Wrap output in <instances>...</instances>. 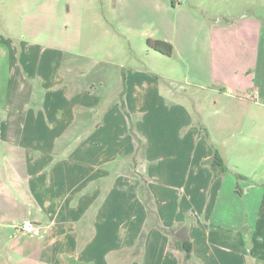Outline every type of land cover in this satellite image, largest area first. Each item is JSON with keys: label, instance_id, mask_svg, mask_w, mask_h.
Here are the masks:
<instances>
[{"label": "crops", "instance_id": "crops-1", "mask_svg": "<svg viewBox=\"0 0 264 264\" xmlns=\"http://www.w3.org/2000/svg\"><path fill=\"white\" fill-rule=\"evenodd\" d=\"M240 3L231 1L229 11H241ZM87 4L36 0L23 10L34 14L22 38L0 20L9 33L0 36V264H264V178L257 195L240 189L231 170L237 167L214 145L224 136L174 99L176 86L192 87L215 94L212 103L230 108V120L242 107L256 106L260 115L264 19L226 17L223 0H182L172 8L157 0V9L179 14L167 23L171 33L159 37L174 55L148 47L149 26L123 24L119 43L130 49L117 52L128 62L114 65L86 45L93 37ZM131 34L147 55L169 59L163 71L130 66L139 56ZM255 121L252 138L264 144V119ZM215 154L230 173L207 164ZM25 222L39 231L22 232ZM180 225L192 244L189 261L162 231Z\"/></svg>", "mask_w": 264, "mask_h": 264}, {"label": "rangeland", "instance_id": "rangeland-1", "mask_svg": "<svg viewBox=\"0 0 264 264\" xmlns=\"http://www.w3.org/2000/svg\"><path fill=\"white\" fill-rule=\"evenodd\" d=\"M115 1L118 0H102V3L100 0H87L89 3L87 5L89 7L91 6L92 9L89 10L91 12L86 14L84 19L85 23L88 24L87 29L93 33L91 41L86 45L88 47L93 46L94 56L97 59H105L106 62L114 65L121 62H128L127 56L122 57V55L117 52V49H122L123 47L125 51L127 50L125 55H128V50L130 49L129 43L124 44L122 41L119 43L120 39L117 32L120 34L121 38H123L122 36L126 32V29L123 28V24H134L139 29V26L147 25L151 28L150 35L154 37L152 39L163 40L159 39V37H164L167 35V32H169V34L171 33L167 23L172 20H177L179 16L178 13L175 14V12L171 10L165 13L164 10L157 9V0H120L121 4L119 9L113 10L112 7ZM176 1L181 2L182 0H168L170 8H172V4ZM223 1L226 3V7L223 8L226 17H238L242 15L239 13H245V15L247 14L250 17L264 19V0H241L242 3L238 6L241 11L233 10L231 12L229 11L230 2L234 0ZM35 2L36 0H0V20L9 23L10 35L14 34L16 36L20 30V38L23 37L21 34L23 26L27 23L29 16L34 14L33 11L24 13L23 10L25 7L26 10L34 9ZM90 2L94 4L90 5ZM92 14L94 15V20ZM203 14L206 18H211L206 12ZM214 15L219 16L220 13ZM222 15H224V13H222ZM118 26L122 28V32L118 30ZM8 34L4 25H0V36L7 37ZM135 40L136 34H131V43L134 45L139 56L136 62H130V66L142 70L153 69L157 72L163 71L167 62H170L169 59L156 55L155 53L147 55L145 46H142V49H140V46H138L139 43ZM162 84L164 87L166 84L165 81H162ZM194 90V88L189 87L187 91L184 92L179 86H176L178 96L174 99L178 100L179 98H183V104L190 109L192 108L193 112H199L201 117L200 120H203L205 124L209 120L210 124L207 125L215 134L218 133L224 136L225 141L218 146L216 144L214 145L216 148H220V153L229 162L230 167H237L231 170L234 171L232 174L234 175L233 177L236 178L237 183L241 185L240 189L256 188L255 193L257 195V193L261 192V190H259L261 186L258 183H261L264 178V167L262 166L261 160L262 156H264V144L263 140L257 141L252 138V136H256L259 132L255 120L264 119V110L260 109V115H258L256 106L242 107L239 108V110L231 111L233 120H230V114H228L231 110L230 108H221L219 104L212 103L215 94H212V92ZM223 105L225 106L224 103ZM194 106L195 109H193ZM227 118L228 120H226ZM238 118L239 120H237ZM241 120L247 121L244 123ZM234 122H239V125H235ZM184 132L185 131H181V133ZM242 136L248 137L243 141L241 139ZM242 153L246 155H242ZM239 176L245 179H238ZM258 178L259 181H257ZM249 191L252 192L251 190ZM250 210L253 211V205Z\"/></svg>", "mask_w": 264, "mask_h": 264}, {"label": "trees", "instance_id": "trees-1", "mask_svg": "<svg viewBox=\"0 0 264 264\" xmlns=\"http://www.w3.org/2000/svg\"><path fill=\"white\" fill-rule=\"evenodd\" d=\"M147 45L151 50L158 52L166 57H172L174 55V47L171 43L167 41L148 39ZM122 109L124 110L126 116L130 119V115L125 110L123 103H122ZM129 122H130V128H131L130 131L134 136H136L135 139H136V142L138 143V147L140 148L141 140L134 131V124L132 120H129ZM207 164L211 166L212 170L215 173L222 174V175L230 173V170L226 167L224 162L221 160V157L219 156V154H215L214 159L212 161H208ZM238 179H245V178H242L241 176H239ZM141 181H142V188H141L142 198L145 202V205L149 212L150 217H153V218L156 217L154 222L156 223V225H158L159 219L157 218V214L154 210L152 198L149 192L146 190V186H145L146 181L144 180V178H141ZM162 231H164L166 234L172 237L176 245L186 254V260L189 261L191 259L192 244L189 241V238L187 236L188 230L186 226L180 225L176 229H173V230L163 229ZM141 244H143V242H141Z\"/></svg>", "mask_w": 264, "mask_h": 264}, {"label": "built area", "instance_id": "built-area-1", "mask_svg": "<svg viewBox=\"0 0 264 264\" xmlns=\"http://www.w3.org/2000/svg\"><path fill=\"white\" fill-rule=\"evenodd\" d=\"M21 231L26 233V234H34L39 231V227H37L35 224L32 222H25L21 225L20 227Z\"/></svg>", "mask_w": 264, "mask_h": 264}]
</instances>
